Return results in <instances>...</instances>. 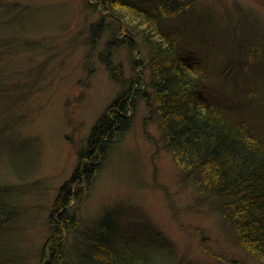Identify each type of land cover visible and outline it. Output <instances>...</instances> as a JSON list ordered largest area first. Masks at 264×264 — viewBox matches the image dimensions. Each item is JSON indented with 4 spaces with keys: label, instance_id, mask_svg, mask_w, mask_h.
Listing matches in <instances>:
<instances>
[{
    "label": "rangeland",
    "instance_id": "obj_1",
    "mask_svg": "<svg viewBox=\"0 0 264 264\" xmlns=\"http://www.w3.org/2000/svg\"><path fill=\"white\" fill-rule=\"evenodd\" d=\"M180 1L159 16L166 38L183 57L207 64L200 84L209 97L231 105L234 114H242V109L250 123L264 125V104L256 103L264 100V64L247 57L242 41L264 40V0ZM6 8L17 17L0 34L22 32L41 44L8 59V64L0 62L6 64L5 75L11 69L38 68L26 75V97H3L0 114L9 122L0 140V181L34 184L26 193L8 196L9 201L21 197L17 202L27 217L15 224L14 239L21 250L34 252L48 236L47 212L76 168L77 150L126 87L134 60L145 52L140 47L131 51L125 44L107 47L120 25L114 18L106 17L98 37L91 40L90 27L104 13L94 11L87 0H0L3 15ZM149 75L143 69L145 83ZM149 108L143 99L135 103L131 128L110 148L79 207L80 227L106 212L124 239H141L144 252L159 254L145 238L164 241L168 247L161 254L170 264H262L246 255L232 229L199 203L194 186L180 178L160 138L157 115ZM255 131L264 136V128ZM68 239L64 252L73 236ZM68 255L73 259L72 252Z\"/></svg>",
    "mask_w": 264,
    "mask_h": 264
},
{
    "label": "trees",
    "instance_id": "obj_2",
    "mask_svg": "<svg viewBox=\"0 0 264 264\" xmlns=\"http://www.w3.org/2000/svg\"><path fill=\"white\" fill-rule=\"evenodd\" d=\"M87 1L94 11L104 13L90 27L91 40L98 37L106 17L114 18L120 25L107 47L125 44L131 51L140 47L145 56L134 60L126 87L95 122L85 146L77 150L76 168L58 189L47 212L44 224L48 236L34 252L29 248L21 250L14 239L15 224L27 218L25 208L17 202L21 197L8 200L10 195L26 193L34 184L0 181V264H28L30 259L36 264H170L169 258L161 254L168 247L164 241L145 238L152 246L151 251L159 254L144 252L140 249L144 247L141 239H124L115 218L106 212L90 225L80 227L79 207L110 148L120 143L131 128L133 109L139 99L149 105L150 114L157 115L160 138L180 178L194 186L199 203L208 205L232 229L233 237L246 255L264 264V136L258 131L264 125L250 123L241 108L242 114L232 113L231 105L217 97L212 99L201 89L200 82L209 69L207 64L183 57L179 47L170 43L168 34L159 26L161 13L176 7L178 0ZM180 2L182 5L186 0ZM8 10L4 15L0 12V32L16 21L17 16L10 15ZM253 38L242 40L247 57L250 54V59L264 64L263 37H259V42L252 41ZM40 45L22 32L0 34V62ZM3 67L0 64L1 115L2 98L24 99L26 75L38 69H11L5 75L7 70ZM143 69L150 72L149 83L144 82ZM256 103L261 106L264 100ZM1 115L0 140L2 132L9 128V122L4 123ZM69 236H73L72 245L64 252ZM139 244L142 246L138 247ZM69 252L73 253V259Z\"/></svg>",
    "mask_w": 264,
    "mask_h": 264
}]
</instances>
